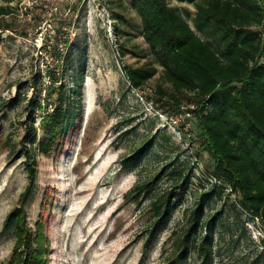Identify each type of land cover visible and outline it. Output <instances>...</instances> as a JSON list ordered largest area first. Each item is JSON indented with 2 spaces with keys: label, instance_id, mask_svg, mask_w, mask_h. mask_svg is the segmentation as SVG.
<instances>
[{
  "label": "rangeland",
  "instance_id": "1",
  "mask_svg": "<svg viewBox=\"0 0 264 264\" xmlns=\"http://www.w3.org/2000/svg\"><path fill=\"white\" fill-rule=\"evenodd\" d=\"M12 6L8 26L0 27V230L28 182L23 146L43 134L52 108L47 89L62 73L71 88L77 74L81 117L57 154L38 157V178L25 205L30 225L39 217L45 223L49 264H167L174 237L211 188L205 214L219 215L213 264H264V229L227 188L213 185L212 160L187 107L176 112L151 98L158 75L141 90L130 86L124 64L143 62L132 53L146 48L143 39L126 35V26L115 30L104 0H20ZM179 6L191 23L193 5ZM14 97L15 106H3ZM33 101L38 105L30 118ZM145 143L142 160L121 168ZM173 170L188 175L189 183L177 190L178 206L165 226L147 241L150 201L171 187ZM156 176L149 195L124 198ZM13 244L12 231L0 232V264L8 262ZM186 264H198L194 251Z\"/></svg>",
  "mask_w": 264,
  "mask_h": 264
},
{
  "label": "trees",
  "instance_id": "2",
  "mask_svg": "<svg viewBox=\"0 0 264 264\" xmlns=\"http://www.w3.org/2000/svg\"><path fill=\"white\" fill-rule=\"evenodd\" d=\"M19 1L0 0V27L8 26L7 16L15 9L12 4ZM104 3L116 21L115 30L119 31V25L126 26L132 30H123L126 35L139 36L146 45L139 53L131 51L143 62L124 64L130 86L141 90L158 75L151 98L161 108L172 107V111L187 107L195 119L201 145L212 160L209 173L215 181L213 185L219 182L227 188L240 208L264 229V0ZM179 4L193 5L191 23ZM63 75L56 87L52 84L47 89L52 108L42 122V136L23 146L28 182L0 230L2 234H14L6 264H49L45 223L39 217L30 225L25 205L38 178V157L57 154L81 117L82 80L74 74L70 88ZM54 81L58 82L57 77ZM18 102L14 97L3 106L13 107ZM37 105L34 101L28 104V117L34 116ZM29 127L34 129L33 124ZM146 150L145 143L123 159L121 168L136 165ZM175 174L174 170L169 172L171 187L150 201L153 222L147 241L165 226L178 206L177 190L189 183L188 175ZM158 179L156 176L135 184L124 198L133 201L142 194L149 195ZM212 189L202 193L190 211L185 229L174 237L167 264H186L193 251L198 264H213L219 215L205 214Z\"/></svg>",
  "mask_w": 264,
  "mask_h": 264
}]
</instances>
